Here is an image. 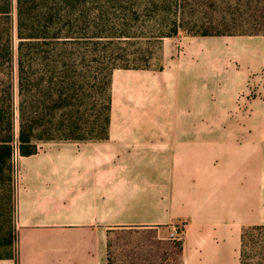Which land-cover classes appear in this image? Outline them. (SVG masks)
Instances as JSON below:
<instances>
[{"label":"crops","instance_id":"crops-1","mask_svg":"<svg viewBox=\"0 0 264 264\" xmlns=\"http://www.w3.org/2000/svg\"><path fill=\"white\" fill-rule=\"evenodd\" d=\"M253 225H264V33L170 36L162 67L113 71L106 137L20 156L17 246L0 264H242Z\"/></svg>","mask_w":264,"mask_h":264},{"label":"trees","instance_id":"trees-1","mask_svg":"<svg viewBox=\"0 0 264 264\" xmlns=\"http://www.w3.org/2000/svg\"><path fill=\"white\" fill-rule=\"evenodd\" d=\"M186 4L0 0V208L16 203L17 154L36 153L48 141L106 137L113 71L154 68L122 62H147L150 47L166 26L176 29ZM143 25L149 30L138 32ZM260 26L246 32L264 33ZM241 260L264 264V225L244 229Z\"/></svg>","mask_w":264,"mask_h":264},{"label":"rangeland","instance_id":"rangeland-1","mask_svg":"<svg viewBox=\"0 0 264 264\" xmlns=\"http://www.w3.org/2000/svg\"><path fill=\"white\" fill-rule=\"evenodd\" d=\"M189 3L181 11L176 29L166 26V34L162 40L150 47L152 52L149 54L147 62L132 61L122 62V64L162 67L164 65V40L166 37L226 30L260 31L262 30L259 28L261 27L260 22L264 25V0H195V2L189 0ZM258 18L261 20L260 22ZM234 24H237V28ZM143 30L147 31L149 27L147 25L139 26L137 31ZM137 46L135 45L133 48ZM15 166L14 180L15 186H17L20 172L19 154L15 157ZM16 246V203H14L12 210L9 207L0 208V256L13 255Z\"/></svg>","mask_w":264,"mask_h":264},{"label":"built area","instance_id":"built-area-1","mask_svg":"<svg viewBox=\"0 0 264 264\" xmlns=\"http://www.w3.org/2000/svg\"><path fill=\"white\" fill-rule=\"evenodd\" d=\"M183 232V227L181 225H175L169 233L170 238H179Z\"/></svg>","mask_w":264,"mask_h":264}]
</instances>
